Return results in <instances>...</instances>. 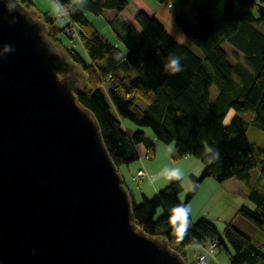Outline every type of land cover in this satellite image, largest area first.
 <instances>
[{"label":"trees","instance_id":"16d2710c","mask_svg":"<svg viewBox=\"0 0 264 264\" xmlns=\"http://www.w3.org/2000/svg\"><path fill=\"white\" fill-rule=\"evenodd\" d=\"M19 1L36 10L46 23L47 36L82 71L87 86L77 98L95 114L118 169L139 160L136 146L140 142L147 146L149 157L154 155L155 141L148 133L154 140L172 142L179 157L190 155L201 161V172L184 201L178 197V181L168 182L151 197L140 194L136 201L124 179L137 224L164 236L187 262L191 244L215 239L217 251H225L229 264H264V147L248 139V121L240 115L252 112V125L264 129V32L258 28L264 20V0H189L188 13L174 15L186 41H178L160 20L143 10L134 13L139 30L130 41L125 39L111 22L128 0H56L71 11L84 55L62 43L66 21L60 23L48 11L39 10L34 0ZM87 12L113 25L126 50L108 41ZM225 44L232 49L227 51ZM117 53L125 58H117ZM169 55L181 57L182 72L173 75L165 71ZM229 107L235 113L225 124ZM209 148L220 153L216 163L207 162L213 155ZM139 162L130 176L133 181L146 176L132 177L144 166L143 160ZM257 163L258 175L251 183L249 172ZM205 178L217 184L235 178L248 185L247 199L253 205L240 204L235 216L250 222L261 241L236 227L233 219L226 221L220 232L206 217L190 216L192 226L177 243L169 223L171 209L181 203L187 207Z\"/></svg>","mask_w":264,"mask_h":264},{"label":"water","instance_id":"95a60500","mask_svg":"<svg viewBox=\"0 0 264 264\" xmlns=\"http://www.w3.org/2000/svg\"><path fill=\"white\" fill-rule=\"evenodd\" d=\"M18 3L35 22L0 0V264H188L137 224L82 71Z\"/></svg>","mask_w":264,"mask_h":264},{"label":"rangeland","instance_id":"374dc122","mask_svg":"<svg viewBox=\"0 0 264 264\" xmlns=\"http://www.w3.org/2000/svg\"><path fill=\"white\" fill-rule=\"evenodd\" d=\"M39 3L44 6L48 13L52 17L58 18L60 23H63L65 20L59 17L56 11V3L55 0H37ZM189 8V0H128L127 5L124 9L120 11V16L124 19L122 21L119 17H116L114 20V27L119 33H129L133 29V25L139 28L138 24L134 20V13L138 10H143L148 14L154 15L158 20L162 22V24L178 39V41H186L185 35L182 30L179 28L177 23L174 20V15L178 12L188 13ZM86 16L93 21L94 25L99 29V31L104 35V37L111 42H116L121 50L125 51L126 48L122 42H120L111 26L110 23H107L105 20L100 19L101 16H95L90 12L86 13ZM104 22L101 24V22ZM264 22L261 27L263 28ZM62 43L66 46L74 47L80 54L84 55V50L81 44L76 39H70L66 34L62 33L60 35ZM118 40V41H117ZM214 98V86L211 87V99ZM140 107H142V103H138ZM235 113V111L229 107L225 113L224 123L225 121H229L231 116ZM240 115L248 121V125L246 128V135L250 141H254L264 147V129H258L254 125H252L251 121L254 117L252 112L240 113ZM155 150L153 158H156L152 164L154 165L158 160L159 164V173H162V170L165 168H175L179 167L185 173L184 178L180 181L179 185V193L180 200L184 201L185 194L189 191L193 184L195 177L192 175H199L202 169L201 161L194 156H181L179 157L175 151L169 152V147L174 148L173 143L165 144L160 141L155 140ZM145 161V159L143 160ZM195 162L199 165H195ZM260 165L257 163L253 168L250 169L249 176L250 179L254 180L259 171ZM120 173L123 178L127 180V172L124 169V166L120 167ZM147 178L151 176V174L146 169ZM210 179H205L202 182L201 188L197 189V191L193 194V196L188 201L187 205L189 209H191V217L194 219L204 216L210 221H212L217 229L221 232L226 221L232 219L236 213L238 206L242 203L248 204L252 206L253 204L248 200L244 199L243 191L238 189L237 192H233L226 185H221V188L216 189L213 185L210 184ZM244 184V183H242ZM200 185V184H199ZM244 186V185H242ZM133 192V197L136 201L140 199V194L134 187L131 188V193ZM178 193V194H179ZM160 212V209H158ZM236 223L238 226L245 231L250 237L255 238L253 233L254 227L252 228V224L242 218L241 216H237ZM262 235V234H261ZM260 236V235H259ZM207 243V242H205ZM264 251V245L262 246ZM188 263L190 264H202L196 261V256L200 251V247L198 244L193 243L188 248ZM194 250V252H193ZM216 252V259H208L203 264H229L228 257L224 250Z\"/></svg>","mask_w":264,"mask_h":264},{"label":"clouds","instance_id":"9594fccd","mask_svg":"<svg viewBox=\"0 0 264 264\" xmlns=\"http://www.w3.org/2000/svg\"><path fill=\"white\" fill-rule=\"evenodd\" d=\"M81 3H87V0H81ZM4 8L8 12L19 11L21 15H25L26 19H30L31 21L35 22L32 15L26 13L19 5L18 0H4ZM62 9L59 5H56V11L59 13ZM16 17L10 21V23H16ZM63 26V25H61ZM5 51L14 52L15 48L10 44H5L4 46ZM117 58L123 59L125 58V54L117 53ZM165 71L169 74H176L183 71V66L181 64V57L176 55H169L167 58V63L164 65ZM227 124V121H225ZM175 151L174 148L169 147V152ZM210 152L213 153L211 157H207L208 164L216 163L220 159V153L217 149L209 148ZM163 174L164 179L168 182L172 181H180L184 178L185 173L179 167L175 168H165L162 170V173H157L155 175L149 176V182L155 183L156 179ZM190 213L191 209L186 207L184 204H177L171 209V213L169 216V223L174 229L175 236L177 238V243H181L188 234V229L192 226L190 220ZM203 264V262H202Z\"/></svg>","mask_w":264,"mask_h":264},{"label":"crops","instance_id":"0c3cea01","mask_svg":"<svg viewBox=\"0 0 264 264\" xmlns=\"http://www.w3.org/2000/svg\"><path fill=\"white\" fill-rule=\"evenodd\" d=\"M56 1V0H55ZM185 1V0H184ZM34 2H35V6L39 9V10H41V11H48V10H46L45 8H44V6H42V4L41 3H39V1H37V0H34ZM56 3L59 5V3L56 1ZM119 18L122 20V21H124V19L122 18V16H119ZM100 19H102V18H100ZM115 20L113 19L112 20V24L114 25V22ZM93 22V21H92ZM264 22V20L258 25V28L261 30V31H263L264 32V25H263V28L261 27V25H262V23ZM104 22L102 21L101 22V24H103ZM139 30V28H137V26H134L133 25V29L129 32V33H127V31L125 32V33H121L124 37H125V39H127L128 41H130L131 39H133V37L135 36V34H136V32ZM118 38V37H117ZM118 40H119V38H118ZM117 40V41H118ZM120 41V40H119ZM111 42V41H110ZM121 42V41H120ZM111 43H113V44H115L116 42H111ZM225 46V48L227 49V51H230L232 48H231V46L230 45H228V44H225L224 45ZM128 130L129 131H132L133 129H131V128H129L128 127ZM148 136L153 140V141H155L154 140V137L151 135V134H149L148 133ZM156 144V143H155ZM146 145H145V143L144 142H140V143H138L137 144V146H136V148H137V151L139 152V153H142L145 149H146ZM185 156H190V155H185ZM156 160V158H153L152 159V157H150V158H148L147 160H145L144 162H143V165H144V167L147 169V171L151 174V176L152 175H155V174H157V173H159L160 171H159V164H160V161L158 160L154 165L152 164V162H154ZM197 164V162H195V165ZM140 165V162H139V160H137V161H135V162H133V163H130L129 165H126V166H124V169L126 170V172H127V174H128V176H127V183L130 185V188H132V187H134L135 189H137V191L139 192V194H142V195H144V196H146V197H151L158 189H160L161 187H163L164 185H166L167 183H168V181L167 180H165L164 179V176H163V174H161L160 176H159V178L158 179H156V181H155V183L153 184V183H150L149 182V179L146 177V176H144V177H142L141 179H139L138 181H133V180H131V178H130V176H131V174L135 171V169L138 167ZM197 165H199V164H197ZM122 167V166H121ZM193 177H196L197 175H195V174H193L192 175ZM205 179H210V178H205ZM205 179H203V181L205 180ZM202 181V182H203ZM210 181V184L211 185H213L214 187H216V189H219V188H221L222 186H220V184L221 185H226V187L227 188H229L230 190H232L233 192H237V190L238 189H240V190H242L243 191V194H244V199H247V193H248V185H246L244 182H242V181H240V180H238V179H235V178H229V179H227V180H225L224 182H222V183H220V184H217V183H215L212 179H210L209 180ZM254 180H250V182L252 183ZM202 182L200 183V185H199V189L201 188V185H202ZM242 183H244V184H242ZM242 185H244V186H242ZM132 194H133V192H132ZM180 194L181 193H179L178 194V197H179V199H180ZM187 207L189 208V206L187 205ZM190 216H191V213H190ZM237 216H239V215H234V217L232 218L233 219V223H234V225L236 226V227H238L239 229H241L242 230V228L240 227V226H238L237 225V223H236V220H237ZM252 228H253V225H252ZM244 231V230H243ZM245 232V231H244ZM253 233H254V230H253ZM255 235V234H254ZM255 241H261L260 240V237H258V236H256L255 235V238H253ZM197 244V243H196ZM262 250H263V248H262Z\"/></svg>","mask_w":264,"mask_h":264},{"label":"built area","instance_id":"2783aa9c","mask_svg":"<svg viewBox=\"0 0 264 264\" xmlns=\"http://www.w3.org/2000/svg\"><path fill=\"white\" fill-rule=\"evenodd\" d=\"M60 8L62 10L58 13V15H59V17L63 18L67 23L65 26V32H66L67 36L70 37L71 39L78 40L82 44L79 31H78L77 27L75 26L74 22L72 21V19L70 18L71 11L67 8H64L63 6H60ZM148 158H149L148 149H145L142 152V154L139 155V160L142 163V160L148 159ZM145 174H146V169L144 166H141L140 168H138L136 170L134 176H132V177L136 179V178L141 177ZM197 244L200 247V251L198 252V254L196 256V261L198 263H202V262L204 263L208 259H215L216 260V255H215L216 240L215 239L208 241L207 243L197 242Z\"/></svg>","mask_w":264,"mask_h":264}]
</instances>
